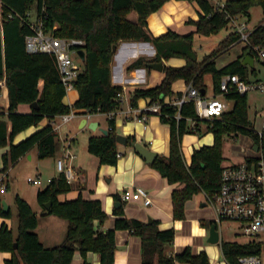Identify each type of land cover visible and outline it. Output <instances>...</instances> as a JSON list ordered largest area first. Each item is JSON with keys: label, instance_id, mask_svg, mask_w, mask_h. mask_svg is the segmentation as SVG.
<instances>
[{"label": "trees", "instance_id": "trees-1", "mask_svg": "<svg viewBox=\"0 0 264 264\" xmlns=\"http://www.w3.org/2000/svg\"><path fill=\"white\" fill-rule=\"evenodd\" d=\"M170 0H0V81L7 89L9 106L0 109V149L7 148L1 156L0 175L6 174L10 165L36 148L39 159L53 158L60 149V140L54 134L51 122L54 118L70 111L63 103L65 91L60 81L55 58L46 53H28L25 38L31 34L27 14L34 8L38 17L43 16L44 30L62 39H76L84 42V60L74 80L77 98L73 103L76 111L90 114L114 113L120 106L123 89L110 81L112 48L119 41H139L151 43L155 57L151 60L138 58L127 71L146 67L147 63L161 62L171 58L184 60L180 67L163 66L164 77L151 88H135L129 95V106L136 108L139 100H148V105L161 102L158 117L169 126L168 155L157 154L149 166L168 184L178 185L170 195L172 218L185 219V203L198 194L212 196L220 186L223 137L232 132H242L258 143L248 119L246 95L227 94L233 101L232 109L220 118L197 120L192 102L179 107L164 104L165 98L173 96L172 85L182 80L206 95L209 78L212 91L219 94L221 79L237 74L247 80L248 65L237 59L218 69L215 58L238 43L239 35L231 32L217 47L201 60L193 47L194 34L211 36L226 28L237 16L249 19L250 9L260 7L263 19L249 32V45L244 46L246 55L256 57L252 48L264 49V0H225L223 9L215 8L211 0H186L196 3L197 20H187L195 27V32L179 35L171 30L154 37L147 28V18ZM43 9V12H42ZM135 12V22L127 18ZM55 28V29H54ZM42 86L40 87V83ZM178 94L177 97H180ZM37 107L29 113H19V105ZM47 119L49 123L25 140L13 144L14 138L32 126H38ZM107 133L91 136L87 141V151L95 156L100 165L115 166L121 154L116 142L114 116L107 119ZM190 121H193L191 124ZM203 125L207 133H212L213 144L194 149L187 163L181 149L182 137L200 132ZM135 142L133 136L127 137V145ZM72 188L62 174L52 178L46 187L36 194L38 203L44 208L42 215H53L67 221V231L63 242L54 247H44L34 229L37 215L30 205L16 196L17 227L13 231L0 227V253H10L4 264H71L73 255L79 252L82 263L87 261V253H97L100 264H114L116 249L115 232L129 231L140 239V264H208L205 252L193 254L189 247L174 256L167 253V247L174 240V230L159 229L158 222L141 221L124 215V202L113 209V228L105 231L97 228L103 225L108 215L99 199L85 200L81 193L73 200L60 201L58 197ZM0 199V217L8 218L10 211L3 213ZM215 221L202 222L206 228ZM14 243L17 244L14 249ZM221 254L231 263L245 254L259 252L258 244H238L221 242Z\"/></svg>", "mask_w": 264, "mask_h": 264}, {"label": "crops", "instance_id": "crops-1", "mask_svg": "<svg viewBox=\"0 0 264 264\" xmlns=\"http://www.w3.org/2000/svg\"><path fill=\"white\" fill-rule=\"evenodd\" d=\"M217 1L224 2L225 0ZM197 12L198 7L194 2H188L186 0H170L166 2L158 11L148 16L147 28L151 35L154 37L161 36L169 30L179 35L194 33L195 27L193 25L187 24L186 22L189 19L197 20ZM130 14L133 17L131 20L135 22L137 20V14L135 12H131L128 15ZM246 19L247 17L244 16H237L233 18V21H231L229 25L224 28H229L230 30L221 39H219L218 41L210 40V42H206L204 46H206V48L216 46L231 32H233L234 26L236 24L246 23ZM237 44L240 43L233 44L226 52L215 58L214 62L216 68L220 69L237 59H240L241 61L245 59V57L247 56L246 52L235 50ZM232 51L236 52L231 55L230 53H232ZM155 54V48L151 43L139 41H119L117 43L110 63V81L112 85L122 87L123 93L120 99V106L113 113V116L115 119V130H117L118 128L120 129V133L117 134L126 137L133 136L135 138V142H140L143 145L145 143H149L150 147H147L145 145L147 148L159 155L167 156L169 151V130H166L165 125H163V122L160 120V118L157 115H149L146 122L138 120L139 114L143 112V110L148 105V100H139L136 108H131L129 106V95L135 88L154 87L161 82L164 74L162 71L159 72L147 67L133 71H127V67L138 58L151 60L155 57ZM226 54H228L227 57L225 56ZM172 60H176L177 63L175 62V65L170 64ZM161 62L163 66L165 65L171 67H180L185 63L184 60L178 58L162 60ZM253 63L254 62L252 61V66ZM41 86L42 82L40 83V87ZM186 87L187 85L182 80L176 81L172 85V90L174 93L173 96L170 98H165L164 101L169 102L176 99L178 94H182L185 91ZM206 96H215L210 86L207 90ZM0 98H4L5 102L3 107H1L0 109L5 111L9 106V102L7 89L2 81H0ZM76 98L77 93L74 89L67 95H65L63 103L66 105H72ZM24 105L25 104L18 106L17 111L19 113H29L32 110L30 105ZM96 117H103L106 120L108 119V116L105 114H90L76 111V117L70 121L73 122L75 120V124L68 126L70 130H73V135H63L60 133L59 128V131L55 135L60 140V149L55 157L46 158L49 159L48 163L50 165L47 162L46 165L44 164L46 168L50 166V168L53 169L54 172H56V175L46 174L43 189L48 184V179L56 178L59 176V172L56 170V159L61 158L64 154V150L67 149L69 153L74 156L71 160L67 161V165L71 167L72 172L75 175V180L71 183V190L65 194L60 195L62 196L60 201L73 200L78 196L79 193H81L82 198L85 200L99 199L102 202L103 210L108 215L107 221L103 225L97 226V228H99L100 230L105 231L107 229L113 228L114 220L116 218L113 215V205L117 199V196H120L122 194H119V192H123V190L128 188L132 190L142 189L146 191L151 200V203L147 206H145L142 201H137L136 203L128 205L125 204L123 207V212L126 217L135 218L141 221H147L148 218H150L151 220H155L158 222L159 229L173 228V230H176V228L183 226L186 221H191L195 224V230L199 232L200 236H208L207 230L209 229L204 227L202 225V222L215 220L204 219L205 214L201 212L202 210L197 209V203L200 207L206 206V203H204L206 202L204 194V202H202V200H200L199 202L195 201L194 196L191 200L185 203V219L180 221L173 220L170 195L175 188H178V185L168 184L166 180L160 177L159 174L149 166V164L145 163V161L138 154H136L131 147H129L131 152L126 158H122L123 154L119 152L121 156L119 157L115 166L100 165L98 159L96 158L98 161V165L96 167V171L93 173L92 171L91 173H88L83 167L79 165V163H74L77 158V153H74L72 150L75 142V136L79 133L85 132L83 144H86L87 149V141L91 136L101 135L102 130H107L100 128V122ZM131 119L133 120L132 122ZM85 121L86 123H84ZM70 122H68L67 124H69ZM93 122L97 124L95 130H91L88 128V124ZM48 123L49 121L47 119H44L38 126H32L27 130L19 133L14 138L13 144H17L21 140L33 134L35 131L42 129ZM68 128H66V130ZM98 130H100V133H98ZM6 149L7 148L0 149V157L6 151ZM193 150L194 148L192 149V152ZM192 152L190 153L188 160L185 159L187 163L190 162ZM27 156L30 160H32L33 157L37 158L36 164L38 165L39 169L41 168L43 159L38 158V151L36 148L32 149L27 155L23 157ZM20 160L21 158L18 161ZM6 175L7 173L0 175V178H3L2 183ZM2 183L1 186H3ZM122 202L123 201L121 200V203ZM8 210L10 211L9 207ZM213 213L215 214L214 210ZM4 219L5 218L0 217V227L4 224L9 229L15 231L17 222L12 223ZM55 223L58 224L60 222ZM175 236L176 231H174V241ZM50 237L56 238L59 242H61L60 240L63 239L62 228L59 232L53 231V233L50 234ZM196 243L197 246L194 247L195 251H193L191 245H189L191 247L188 246L191 251L194 252L193 254L205 252L209 260V254L216 251L214 250V248L205 246L200 241H196ZM115 244L116 249L114 253V264H140V239L138 237L132 235L129 231H116ZM185 248L186 247H184L182 244H178L177 247L174 246V254L181 253ZM10 256V253H0V264H4L5 260L9 259ZM86 256L87 261L90 264H100V258L97 253L89 252ZM81 263L82 258L79 252L76 251L73 255L71 264Z\"/></svg>", "mask_w": 264, "mask_h": 264}, {"label": "built area", "instance_id": "built-area-1", "mask_svg": "<svg viewBox=\"0 0 264 264\" xmlns=\"http://www.w3.org/2000/svg\"><path fill=\"white\" fill-rule=\"evenodd\" d=\"M216 9H223L224 2L211 0ZM43 12V9H42ZM27 14L31 34L25 38V48L28 53H46L55 58L57 70L65 95L74 90V80L80 71V65L72 58V55L79 58L77 51L82 49L84 42L76 39H62L53 35L52 32L44 30L43 16L38 17L34 12ZM233 21V19L231 20ZM55 29V28H54ZM250 30L246 23L236 24L233 33L239 35L238 43L249 45L248 35ZM256 56L264 63V49L252 48ZM80 59V58H79ZM249 91H260L264 93V83H252L241 79L237 74L224 76L221 79L219 94L207 97L191 84L187 85L180 97L163 102L164 104L177 106L185 102H192L197 120H211L220 118L222 114L228 112V105L221 98L226 99L227 94L246 95ZM227 100V99H226ZM161 102L147 105L139 114L138 120L146 122L149 115L160 113ZM70 111L58 116L63 124L70 122L76 117V110L72 105H68ZM108 118L113 117V112L107 114ZM193 124V121H190ZM60 126L52 127L54 134L59 131ZM257 135L258 143H250L249 150L243 151L246 155L238 164H222L220 186L212 196H205L207 203L215 211V223L221 224L224 221L236 222L240 225L246 236L257 239L258 241L248 242L247 244H258L259 252L256 254L240 255L236 262H229L222 254L218 263L208 264H264V121L259 131H254ZM257 145V150L253 146ZM74 156L67 149L61 158L56 159V170L62 174L68 184L75 180V175L67 161ZM3 178H0V184ZM51 179L47 180V183ZM27 181L33 185H40L39 178L28 177ZM5 191L1 186L0 193ZM120 198L123 202L142 201L147 206L151 203L148 193L142 189H125ZM215 262V261H214Z\"/></svg>", "mask_w": 264, "mask_h": 264}, {"label": "rangeland", "instance_id": "rangeland-1", "mask_svg": "<svg viewBox=\"0 0 264 264\" xmlns=\"http://www.w3.org/2000/svg\"><path fill=\"white\" fill-rule=\"evenodd\" d=\"M35 10L34 8L31 10V17L33 16ZM129 20H131L133 17L128 15L127 17ZM263 19V14L258 6H254L250 9V16L249 19H246L247 27L250 30H253L254 27ZM132 21V20H131ZM230 29H222L219 33L215 35H211L209 37L196 35L194 34V42L193 47L197 52L198 59L201 60L204 56L210 54L216 47H210L206 48L205 43L210 42V40H216L218 41L221 39ZM244 44L240 43L236 45L235 50L236 51H244ZM236 51H232L230 53L231 55L234 54ZM247 52V51H244ZM223 54V53H222ZM221 54V55H222ZM220 56V55H219ZM226 57L228 54L225 55ZM218 57V56H217ZM72 58L78 63L80 66L81 60L74 55H72ZM233 59V57H232ZM173 62V63H172ZM177 61L172 60L170 64L175 65ZM253 66H249L247 69V79L249 82L252 83H264V63L261 61L257 56L253 57ZM208 85L211 87V83L209 78L207 79ZM223 101L226 102L229 109H232L233 101L226 100L225 98H221ZM246 102H247V114L248 119L251 121V126L253 131H259L261 129V125L264 121V93L260 91H249L246 94ZM4 98H0V108L4 105ZM25 106V105H24ZM100 122V128L107 129L108 127V121L103 117H96ZM132 118V117H130ZM121 119V118H118ZM133 120L131 119V122ZM75 120L73 122H70L69 124L65 123L63 124L61 122V119L56 117L52 120L51 125L60 126V133L63 135H73V130H70L68 126L74 125ZM166 130H169V126L167 124H164ZM66 128H68L66 130ZM200 132L197 133H189L182 137L181 140V149L182 153L185 159L188 160L190 153L192 152V149H198L202 146H210L213 144V135L212 133H207L204 129V126H200ZM36 132V131H35ZM34 132V133H35ZM117 133H120V129L118 128L116 130ZM98 133H100V130H98ZM84 133H79L75 136V142L72 147V150L74 153H77V158L75 160V164L79 163L81 167H83L88 173H92L96 171V167L98 165V161L95 156L91 155L87 152L86 144H83V139L85 137ZM32 135V134H31ZM30 136V135H29ZM28 136V137H29ZM27 137V138H28ZM26 139V138H25ZM23 139V140H25ZM22 141V140H21ZM252 142L251 136L248 134L242 133V132H232L223 137V145H222V154L225 158L224 164H238L240 163L241 159L246 155L243 153V151L249 150L250 143ZM147 147H150L149 143H145ZM83 146V147H82ZM130 146H122L118 144V151L123 154L122 158H126L130 151ZM37 158L33 157L32 160H30L27 157L21 158L20 161L10 165L7 175L2 183L3 186H5L6 191L3 193H0V198L2 201H5L7 206L10 209V216L8 218H5L9 222H17L16 219V206H15V197L18 196L21 199L25 200L33 210V212L37 215V226L34 229V232L39 237L40 242L46 246L47 248L57 246L61 244L66 236L67 231V221L64 219L57 218L53 215H42L44 212V208L38 203L36 194L39 190H42L45 184V177L46 174L50 175H56V172H54L53 169L46 168L44 164L46 165V162L48 163L49 159H43L42 160V166L39 169L38 165L36 164ZM49 164V163H48ZM2 165L1 157H0V167ZM50 165V164H49ZM41 173V174H39ZM28 177L32 178H39L42 183L40 185H33L27 181ZM1 186V184H0ZM128 189V188H127ZM122 192H119L121 194ZM62 196H60L58 199L60 200ZM195 201L199 202L202 200L204 202V196L203 194H199L195 196ZM137 201H127L125 202L126 205L136 203ZM206 206L200 207L197 203V209L202 210L204 215V219H213L215 220V214L213 213V208L211 205L207 202ZM54 218V219H53ZM4 219V220H5ZM3 220V221H4ZM55 220V221H53ZM60 222V223H55ZM60 224V225H59ZM62 228V240L59 242L56 238H51L50 234L55 232H59ZM205 229V228H204ZM176 236L175 241L172 242L167 247V253L171 255L174 254V246L177 247L178 244H182L184 247H188L189 245L192 246L193 251L194 247L197 246L196 241H200L205 246H209L211 248H214L213 253L209 254V261L212 263H218L221 261V251H220V243L221 242H236L238 244H247L248 242L252 241H258L257 239H254L252 237L246 236L240 225L236 222H230V221H224L221 224H217V231L219 233V243L217 244H209L207 242V238L200 236L199 232L195 230V224L191 221H186L185 224L181 227L176 228ZM208 235V230H207ZM189 246V247H191ZM192 251V253H194ZM216 255V256H215ZM264 260V256H262ZM215 261V262H214ZM175 264H186V263H180L178 261L175 262Z\"/></svg>", "mask_w": 264, "mask_h": 264}, {"label": "water", "instance_id": "water-1", "mask_svg": "<svg viewBox=\"0 0 264 264\" xmlns=\"http://www.w3.org/2000/svg\"><path fill=\"white\" fill-rule=\"evenodd\" d=\"M112 52H115V46H113L112 48ZM77 55L80 58L81 61L84 60V52L82 49H79L77 51ZM252 59L249 56H246L245 59L242 61V63L244 65H248V66H252ZM146 67L149 69H153L156 71L161 72L163 70V64L162 62H153V63H147ZM201 94H204V91L201 90L200 91ZM31 109H35L37 107L36 103H33L30 105ZM86 123V121L84 122ZM97 124L96 123H89L88 124V128L91 130H95L96 129ZM102 134H106L107 130H102L101 131ZM116 142L119 145L122 146H126L127 145V137L123 136V135H117L116 137ZM131 148L133 149V151L138 154L147 164H152L157 156V153L150 150L149 148H147L145 145L141 144L140 142H134L131 144ZM253 150H257V145L253 146ZM121 203V198L120 196H117V199L113 205L114 208H118L120 206ZM51 203L48 202L47 204L44 205V208L48 209L50 207ZM2 206H3V213H7L8 212V206L6 204L5 201H2ZM148 222H152V220L150 218H148L147 220ZM219 233L217 231V226L215 224H212L211 227L208 230V238H207V242L209 244H217L219 243ZM17 244L14 243V249H16Z\"/></svg>", "mask_w": 264, "mask_h": 264}]
</instances>
